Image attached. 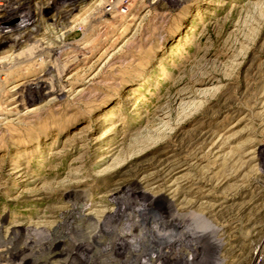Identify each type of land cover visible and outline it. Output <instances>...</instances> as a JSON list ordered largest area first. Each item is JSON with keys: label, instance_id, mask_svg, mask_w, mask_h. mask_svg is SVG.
Returning <instances> with one entry per match:
<instances>
[{"label": "rangeland", "instance_id": "rangeland-1", "mask_svg": "<svg viewBox=\"0 0 264 264\" xmlns=\"http://www.w3.org/2000/svg\"><path fill=\"white\" fill-rule=\"evenodd\" d=\"M70 1L0 22V237L121 206L154 261H82L264 262V0Z\"/></svg>", "mask_w": 264, "mask_h": 264}, {"label": "bare ground", "instance_id": "bare-ground-1", "mask_svg": "<svg viewBox=\"0 0 264 264\" xmlns=\"http://www.w3.org/2000/svg\"><path fill=\"white\" fill-rule=\"evenodd\" d=\"M16 1L17 0L9 1L8 5L5 7H2L5 5V2H1V23L7 21H16L15 19H21L23 18L22 15L25 12L32 9L27 8V5L30 3L21 2V0H19L20 2L16 3ZM61 1L64 2L62 7H68L72 5L70 0H56V4H60ZM46 88L47 89H45L44 92L50 88L49 85H47ZM118 207V214L115 216H105V218L96 222H92V220H90L91 218H85L86 216L84 217L82 215L83 212L73 208L65 215L63 223L53 228L43 229V231L37 230L35 233H32L29 229L21 230L15 227L16 229L13 233H11V237H8L7 239L0 237V264H76L75 259H79V263L77 264H99L102 260L100 259L101 257L92 259L88 262L82 261L86 254L98 252L102 253V255H106L108 253L110 254L111 259L109 261L107 260L108 263H117L124 258H134L137 261L144 258L151 262L154 261L152 258H150L151 252H148V247L146 249H138V247H133L132 249L130 248L125 250V243L127 241L125 238L126 236L124 237L121 235H116L113 237L111 233L116 230L114 227L117 228V224L123 220V208L121 206ZM146 211H144L145 215H147ZM109 219H114V223H117L113 226V230L104 228ZM135 226V229L139 227L138 224H135ZM90 228L92 230H90ZM89 230L90 237L86 243H75L72 240L71 235ZM138 230L141 229L139 228ZM25 234L27 235L26 239H24L25 237H22ZM187 237L196 239L197 235H195V232L190 231L187 234ZM23 246L26 247L23 248ZM67 246L69 247L67 248ZM168 247L169 246H167V248ZM36 250H43L45 252L41 253L40 251L41 255L40 253L38 255ZM64 250H67L66 254L64 253ZM158 250L159 254L156 256L157 258L166 251L165 248ZM65 255H67V257H64ZM258 255H261V250H259V252L254 256L252 264H260L257 260V257H259ZM166 262L167 260H165L163 264Z\"/></svg>", "mask_w": 264, "mask_h": 264}, {"label": "built area", "instance_id": "built-area-1", "mask_svg": "<svg viewBox=\"0 0 264 264\" xmlns=\"http://www.w3.org/2000/svg\"><path fill=\"white\" fill-rule=\"evenodd\" d=\"M259 250H260V249H258V252H259ZM258 252H256V253H258ZM261 253H262V250H261ZM260 256L262 257V254H261ZM258 262H259L260 264H262L263 261H261V260L258 259ZM263 263H264V262H263Z\"/></svg>", "mask_w": 264, "mask_h": 264}]
</instances>
